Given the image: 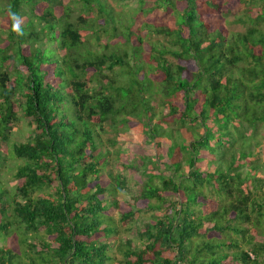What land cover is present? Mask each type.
Segmentation results:
<instances>
[{
    "label": "trees",
    "instance_id": "obj_1",
    "mask_svg": "<svg viewBox=\"0 0 264 264\" xmlns=\"http://www.w3.org/2000/svg\"><path fill=\"white\" fill-rule=\"evenodd\" d=\"M137 3L122 21L107 0H0V142L33 126L11 150L14 193L0 185V264H264L263 178L241 177L243 149L225 166L215 156L229 124L264 122V0ZM109 121L150 139L164 121L204 133L119 200L126 178L105 172L116 140L101 148Z\"/></svg>",
    "mask_w": 264,
    "mask_h": 264
},
{
    "label": "rangeland",
    "instance_id": "obj_2",
    "mask_svg": "<svg viewBox=\"0 0 264 264\" xmlns=\"http://www.w3.org/2000/svg\"><path fill=\"white\" fill-rule=\"evenodd\" d=\"M107 1L114 9V13L120 14V19L122 21H124V19L128 21V18L133 16L132 12L138 8L137 0ZM138 19L143 24L157 20L156 17L150 18L148 16H140ZM230 27V30L235 32L243 31V27L237 24L231 25ZM150 39L154 42L156 36L152 35ZM143 52L146 53L147 51L144 50ZM160 111L156 112L157 117L154 121L160 117ZM154 123L156 124V122H153V124ZM108 124H111V122H107L104 126L105 134L102 135L103 142L101 148L108 150L107 146L109 145L106 142L110 139L116 140L114 148L108 147L109 152L115 151L114 154L110 153L109 155V165L105 172H111L114 177L126 178V188L117 193V198L119 200H129L132 196H135L142 181L148 179L150 175L156 176L161 171L163 173H168L171 169L170 156L173 150L179 148L182 143H187L186 141H188L190 137L199 136L204 133V129L200 124L193 126L186 124L180 126L175 122L165 123L164 121L157 125V134L150 139L151 136L148 133L149 129L140 130L134 124L133 126L120 124L119 126L117 125L115 129H111ZM208 124L212 126V130L215 131L214 134L217 135L222 132L214 122H209ZM237 127L238 124L236 123L227 126V129L231 133L228 141L225 138V143L228 146L221 148V150L215 154L218 159L217 162H221L220 164L225 166L230 160L232 153H238L243 149L245 153H249V156L244 160V164H241V168L238 169L241 177H249V175H252L254 172H251V169L254 167L256 178H263L262 181L264 182V122H258L255 127L247 125H243L239 128ZM31 129H33V126H29L26 120H20L17 124L11 126L8 139L0 142V185L11 194L14 193L16 185L14 173L17 166L21 164L20 160L11 155V150L14 144L22 143L26 140ZM221 151L224 152V156H219ZM178 158L180 159V157ZM210 163L206 165V169L211 172L214 171L216 165ZM180 165V173H183L182 175L185 176L188 172V168L185 163V153L183 151H181ZM171 172L174 173V171ZM104 183L108 185V178L104 179ZM144 217L143 215L140 218L144 219ZM113 219L115 221L113 225L120 227L119 223H116L118 216L114 214ZM141 224V221L134 223L131 230H133L134 227L141 226ZM133 235L134 233L131 231L124 237H132V239H134ZM135 242L136 244L138 243L136 239ZM116 245L117 243H114L110 251L112 257L118 260L120 259V254L116 249Z\"/></svg>",
    "mask_w": 264,
    "mask_h": 264
},
{
    "label": "clouds",
    "instance_id": "obj_3",
    "mask_svg": "<svg viewBox=\"0 0 264 264\" xmlns=\"http://www.w3.org/2000/svg\"><path fill=\"white\" fill-rule=\"evenodd\" d=\"M7 14L11 21V31L17 35H23L21 28L22 18L19 16V14L13 12L11 9L8 10Z\"/></svg>",
    "mask_w": 264,
    "mask_h": 264
}]
</instances>
